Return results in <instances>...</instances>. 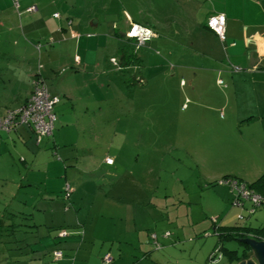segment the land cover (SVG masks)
Wrapping results in <instances>:
<instances>
[{"label": "crops", "instance_id": "0c3cea01", "mask_svg": "<svg viewBox=\"0 0 264 264\" xmlns=\"http://www.w3.org/2000/svg\"><path fill=\"white\" fill-rule=\"evenodd\" d=\"M29 7L34 9L27 11ZM55 13L59 17H55ZM215 13L223 14L226 19L224 41L206 26L207 18ZM133 23L153 29L156 37L149 41L148 48L159 46L169 58L183 54L190 57L188 67L179 73L187 76V84L192 89L201 80L209 85L210 99H206L209 104L204 101L202 104L208 113L203 118L213 127H219L221 136L217 142L223 150L216 157L217 153L214 155L206 141L211 137H205L211 149L207 150L209 156L205 158L208 164L225 158V166H235L249 173L254 171L247 178L253 182L264 171V0H18L17 7L13 0H0V53L16 59L15 63L20 67H13L17 82L0 93V115L29 98L32 81L38 74L42 78L46 75L40 71L46 66L49 67L46 69L49 83L43 79L48 91L60 98L54 106L56 121L52 136L37 141L33 130L24 124L9 132L0 131V183L8 181L6 175L9 173L19 175L20 171L14 166L15 157L23 167L32 164L38 168L26 174L30 186L28 199L32 203L28 212L31 209V213L24 214L25 206L17 194H12L8 200L4 194L0 200L1 223L7 224L5 217L15 219L26 215L37 221L38 216L48 217L49 214L50 222L44 220L43 224L52 226L49 228L54 236L51 241L47 236L48 227L33 223L30 227H34L37 234L32 242L22 244L15 238L13 242L8 238V242L0 243V264H160L157 257H152L151 234L155 233L160 247L172 244L168 229L161 232L158 241L157 223L149 218L148 212L145 213V224L140 229H132L127 223L119 227L118 218L105 216L101 210L94 209L95 201L84 195L83 187L89 188L91 183L101 185L105 177L95 175L91 179H80L73 171L71 183L65 180L63 184L60 175L55 174L61 166L60 161L49 155L54 149L60 151L68 163L94 165V157L84 161L83 157L74 155L77 153L73 143L72 146L64 145L69 132L76 126L83 129L84 123L92 125L99 118L102 120L106 108L114 116H120L121 111L124 115L131 112V105L118 110L119 101L111 92V86L117 85L115 78L120 71L127 69L119 66V53L129 46L125 34ZM36 42L43 45L39 47ZM52 42L58 44L51 45ZM169 42H175L179 49L176 51ZM114 52L118 53L119 59L112 56ZM144 53L147 64L150 58L155 59L149 52ZM142 54L137 56L144 63ZM106 57L115 58L119 67L109 61V66L114 69H105ZM196 59H201L203 64L197 63ZM25 63L31 65L30 71H23ZM11 67L10 64L6 66V74L12 72ZM234 67L240 70H234ZM147 72L146 67L143 68L138 75L142 83L135 81L133 76L132 84L143 85L145 79L151 78ZM159 74L164 82L175 81L163 76V69ZM19 76L27 88L18 83ZM7 79L10 83L13 81V78ZM179 83L186 86L184 79ZM78 137L82 139L84 133L81 131ZM59 144L63 146L58 148ZM106 157L108 155L102 158L100 166L109 175V170H117L119 164L116 165V157L111 165L106 164ZM7 170L10 172L6 174ZM247 175L231 177L244 182L241 178ZM67 184L69 200L63 198ZM111 185L113 189L115 184ZM226 187L225 191L230 192ZM50 192L59 195H50ZM97 195L101 198L102 208H113L111 198H106L99 190ZM231 198L229 196L230 207L235 211L232 215V209H229L218 224L215 218L208 220L214 232L220 227H238L248 233L245 228L261 227H252V224L249 227L237 220L244 221L249 204L244 202L237 206ZM204 209L202 211L206 213L207 209ZM110 214L113 213L110 211ZM132 219L135 224V214ZM203 220L205 228L207 221L206 218ZM192 227L195 228V223ZM61 228L70 234L58 236L57 230ZM14 231L11 230L13 234ZM166 232L169 235L165 236ZM192 233L195 236V230ZM57 250L62 252L59 259L54 257ZM106 254L111 257L109 262L103 261Z\"/></svg>", "mask_w": 264, "mask_h": 264}, {"label": "rangeland", "instance_id": "374dc122", "mask_svg": "<svg viewBox=\"0 0 264 264\" xmlns=\"http://www.w3.org/2000/svg\"><path fill=\"white\" fill-rule=\"evenodd\" d=\"M36 43L39 47L43 45L42 42ZM53 43L51 45L58 44ZM169 44L174 49H179L175 42H169ZM148 45L149 42L137 47L136 54L141 55L143 52H149L152 57L155 56V59L150 58V62L147 64L144 57L146 54H142L141 59L144 60V63L139 62L136 67L130 66L126 70L120 71V74L115 78L117 85L111 86V92L119 101L118 110L121 111L131 105V112L124 115L121 111L120 116H114L109 114L107 112L109 108H106L102 120L99 118L92 125L84 123L83 129L76 126L67 136L64 145L72 146L73 143L72 147L77 153L74 154L76 157H83L84 161L88 157H94L95 164L68 163L64 156H61L60 151L57 152L54 149L49 152V155L60 161L61 166L59 170L55 171V174H59L63 182L67 180L71 183L73 171L80 179H91L95 175L105 177L103 180L105 182L98 185L100 188L95 186V183L89 184V188L88 186L83 187L86 190L84 195L95 201L94 209L101 210L105 216L118 218L116 221L119 227H123L127 223L132 229L134 227L140 229L145 224L147 219L145 213L148 212L151 215L149 218L157 223V231L154 229L153 231L157 233L159 242L161 232L168 229L171 232L169 238L172 240L170 247L164 246L159 249L153 247V254L151 253L154 259L155 257L159 259L160 264H206L208 253L219 241L212 226L208 224L211 217L215 218L218 224L221 218H225L228 214L229 209H232L230 215L235 212L230 207L229 199V196H232L231 200L233 199L234 193L225 191L226 185L219 184V182L225 176L237 177L238 174H249L241 178L246 181L245 184L249 187L253 181H248L247 178H250L254 171L249 173V171L238 169L235 166H225V158L208 164V160L205 159L209 156L207 150L211 151L212 149L214 155L217 153L216 157L223 150L217 142L221 136L219 127H213L203 118V115L208 113L203 109L202 104H209V101H206V99H210L209 85L205 83V80L204 82L201 80L199 84L197 83V87L192 89L187 84L189 80L187 76L179 73L181 69L188 67L189 56L183 54V56L169 58L159 46L148 48ZM42 51L44 50L42 49ZM112 56L119 59L116 52ZM37 59L38 55L35 56V65ZM111 59L106 57L105 63V69L110 71L114 69L109 66ZM43 60H46V57ZM196 61L203 64L201 59H196ZM15 62L16 59L13 57H5L0 53V93L11 89V85L17 82V74L13 73V67H20ZM8 64L12 66L10 74H6L5 68ZM145 67L148 71L147 76L151 78L145 79L143 85L132 84V77L139 75ZM46 69L49 67L41 68L40 71L41 74H46L43 75V78L48 84ZM162 69L163 76H169L175 81L164 82L159 74ZM30 70L31 65L25 63L23 71ZM156 72L158 73L155 74ZM7 78H13V81L10 83ZM19 79L18 83L27 88L22 76H19ZM181 79L185 80L186 86L180 85ZM210 87L213 91V87ZM108 89L107 85L106 90L108 91ZM193 90H195L194 93ZM182 104L184 105L181 108ZM81 131L85 136L82 139L78 137ZM205 137H211V139H206L211 149L207 146ZM60 146L63 145L59 144L58 148ZM9 150L7 146L6 152ZM88 150H90L89 153ZM106 155L112 159L116 157V165L119 164L117 170H109V175H106V169L100 166L102 158ZM58 156L61 157L58 158ZM14 166L20 173L12 175V173L7 174L10 170L6 171L8 181L6 179L0 183V200L4 194L7 195V200L12 194H17L20 197V202L25 206L24 214L31 213V209L28 212L32 203L28 199L30 186H28L26 174L29 170L36 171L38 168L32 164L30 167H23L17 157H15ZM19 183L22 184V187L18 186ZM112 183L115 184L113 189H111ZM98 190L103 195L105 194L106 198H111L114 201L112 209L101 207L99 203L101 198L98 195L95 196ZM49 194L59 195L54 192ZM204 208L207 209L206 213L202 211ZM248 209L250 210V208ZM110 211L113 214H110ZM133 214L136 216L135 224L132 219ZM49 216V214L48 217L46 215L41 218L38 216L37 221L26 215L15 219L5 217L4 222L7 223L5 225L1 223L2 218L0 217V243L8 242L9 239L13 242L14 238L22 244L32 242L37 234L35 228L30 227L33 223L40 224L39 226L42 228L48 227L47 236L52 241L54 239L53 230L49 228L52 226L43 224L44 220L50 222ZM244 216L246 217L244 221L236 219L249 227L250 224L252 227L264 225V206L254 209L252 213L244 212ZM205 218L207 222L204 228L203 219ZM107 220L113 221L110 218ZM193 223H195V228L192 227ZM13 229L15 230L14 234L11 232ZM194 230L195 236H192ZM222 244L224 259L221 264H229L230 252H236L237 256L244 253V249L236 240L223 239Z\"/></svg>", "mask_w": 264, "mask_h": 264}, {"label": "built area", "instance_id": "2783aa9c", "mask_svg": "<svg viewBox=\"0 0 264 264\" xmlns=\"http://www.w3.org/2000/svg\"><path fill=\"white\" fill-rule=\"evenodd\" d=\"M14 6H18V0H13ZM34 7H29L27 11H32ZM55 17H59L57 13ZM225 16L220 13H215L207 18V27L212 30L216 36L221 40H225ZM154 31L143 25L133 23L129 25V28L125 34L126 38L133 41L135 48L145 45L152 38L155 37ZM38 48V47H37ZM77 59V57L75 58ZM111 62L118 66V62L115 58L111 59ZM119 67V66H118ZM234 70H240L239 67H234ZM60 100L59 96L51 95L48 91V87L40 74L36 75L32 81V91L29 98L20 106L6 110L5 113L0 115V131H11L18 127V125L24 124L29 126L39 141L44 137L52 136L54 123L56 121V115L54 112V106ZM113 162L111 157L105 158V163L111 165ZM219 184L228 186L229 191L234 193L232 203L237 206H242L244 202H248V213L254 212V209L264 205V197L260 194L253 192L247 187L244 182H239L233 178H223ZM66 196L70 193V187L67 184L64 188ZM70 233L66 230H60L58 236L65 237ZM169 235L168 232L165 236ZM154 247L160 248L159 243L156 241L155 233L151 234ZM219 252L218 248L214 249L212 255H210L208 261L210 264L218 262V257H215V253ZM62 256V252L57 250L54 252V257L59 259ZM111 257L106 254L103 257L104 262H109Z\"/></svg>", "mask_w": 264, "mask_h": 264}, {"label": "trees", "instance_id": "16d2710c", "mask_svg": "<svg viewBox=\"0 0 264 264\" xmlns=\"http://www.w3.org/2000/svg\"><path fill=\"white\" fill-rule=\"evenodd\" d=\"M225 24H226V22H225ZM206 26H207V24H206ZM225 27H226V25H225ZM225 38H226V31H225ZM119 55H120V62H121L119 65L120 68H129L130 66L136 67V65H138V63L140 62L139 61L140 59L136 54V48L134 46V43L131 40H129V46L128 47L120 50ZM134 78H135V81L138 80L137 81L138 83H142V79L140 77H138V75ZM54 125H55V123H54ZM53 130H54V128H53ZM52 134H53V132H52ZM224 178L235 179L234 177H231V176H225ZM236 180H238V179H236ZM238 181L242 182L241 180H238ZM248 188L251 189L253 192L258 193L262 197H264V173H262L252 184H250ZM69 195H70V193L66 196L65 191H64L63 198L68 199ZM245 229H248V233L243 231V229L242 230L239 229L238 227H220V228H218L215 231V233L219 237V241L217 242V245L214 248H212L211 251L208 253L206 264H210L208 259H209L210 255L213 254L215 248H218V250H219V252L215 253V257L219 256L218 262L215 264H221V261L224 259L223 244H222L223 239L236 240L240 244V246L244 249V253L241 256H237L236 252H230V255L228 256L229 264H235L241 259L248 258V256L250 255L249 248L246 245L242 244L239 241V239L241 237H246L248 235H251V236L256 237V238H264V226L258 227L257 229H255V228H245ZM60 230H66V229L61 228V229H58L57 231H60ZM68 232H70V231H68ZM249 232H251V233H249Z\"/></svg>", "mask_w": 264, "mask_h": 264}, {"label": "water", "instance_id": "95a60500", "mask_svg": "<svg viewBox=\"0 0 264 264\" xmlns=\"http://www.w3.org/2000/svg\"><path fill=\"white\" fill-rule=\"evenodd\" d=\"M239 241L249 248L250 255L235 264H264V238L246 236Z\"/></svg>", "mask_w": 264, "mask_h": 264}, {"label": "clouds", "instance_id": "9594fccd", "mask_svg": "<svg viewBox=\"0 0 264 264\" xmlns=\"http://www.w3.org/2000/svg\"><path fill=\"white\" fill-rule=\"evenodd\" d=\"M206 22H207V21H206ZM211 31H212V30H211ZM125 39L130 40V39L126 38V36H125ZM262 206H264V205H262ZM260 207H261V206H260ZM248 236L253 237V236H251V235H248Z\"/></svg>", "mask_w": 264, "mask_h": 264}]
</instances>
